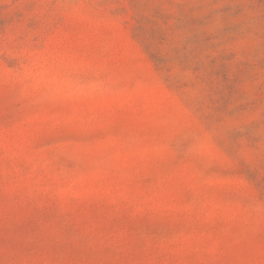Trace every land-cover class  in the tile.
Wrapping results in <instances>:
<instances>
[{
	"label": "rangeland",
	"instance_id": "obj_1",
	"mask_svg": "<svg viewBox=\"0 0 264 264\" xmlns=\"http://www.w3.org/2000/svg\"><path fill=\"white\" fill-rule=\"evenodd\" d=\"M0 264H264V0H0Z\"/></svg>",
	"mask_w": 264,
	"mask_h": 264
}]
</instances>
